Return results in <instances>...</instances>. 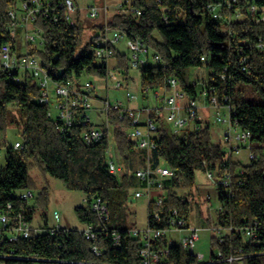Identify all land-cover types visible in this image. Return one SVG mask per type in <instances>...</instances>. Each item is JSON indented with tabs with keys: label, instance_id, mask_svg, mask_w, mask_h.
Listing matches in <instances>:
<instances>
[{
	"label": "trees",
	"instance_id": "1",
	"mask_svg": "<svg viewBox=\"0 0 264 264\" xmlns=\"http://www.w3.org/2000/svg\"><path fill=\"white\" fill-rule=\"evenodd\" d=\"M77 6L78 1L73 0ZM218 0H129L123 1L126 12H116L107 21L111 28L122 31L128 38L138 39L162 57L161 63H148L140 68L143 92L163 87L168 78H175L188 94H197V84L188 80L192 66L203 65L202 55L210 67L209 94L221 102L230 97L231 116L237 125L253 134L252 149L256 156L240 164L227 156L225 144L214 142L209 123L198 129L185 128L179 133L164 123L156 135V147L150 151L152 166H168L173 175L164 179L166 198L164 209L179 208L187 217L190 199L180 195L176 188L194 185L198 169L211 170L217 175L232 173L231 194L219 188L217 224L234 229L220 242L213 241L227 256L231 252L241 255L235 264H264V50L257 48L264 41V0H256L260 9L234 21L233 35L224 31L220 20L208 11V4ZM38 7L34 29L40 31L42 48L30 44V52L39 55L43 67L60 84L68 82L78 88L92 76L107 77L108 64L95 55L94 38H85L84 26L77 15L72 22L68 17L65 0H0V44L11 42L16 47V35L11 34L10 9L22 10V4ZM243 4V3H242ZM126 5V6H124ZM78 7V6H77ZM245 8V5H243ZM79 8H77L78 11ZM140 11L141 13H137ZM245 11V10H244ZM104 24L93 25L96 32ZM116 67L128 77L130 56L117 53ZM246 57L245 61L242 59ZM246 69H243V67ZM224 73L222 79L220 74ZM93 81V80H92ZM214 88V90L212 89ZM258 94L261 101L251 95ZM39 87L27 73L0 69V141L7 144L10 125L19 128L20 137L6 148L4 166L0 167V211L7 203L15 210L25 209L26 219L32 222L34 206L19 197L29 188L30 170L39 166L45 173L59 178L69 189H81L86 205L76 207L84 225L98 227L99 220L92 210L95 197H102L109 205L106 230H97V237L89 240L78 227L61 226L54 232L45 231L28 238L0 240L2 264H141L140 242L129 233L130 227H120L111 215L118 214L128 197L127 185L133 178L132 158L138 151L136 141L128 135L129 118L121 108L113 107L108 115L111 129L98 141L87 143L81 133L89 124L78 114L65 131L57 128L48 116L49 105L38 101ZM123 115V117H122ZM14 141V142H15ZM113 142L123 163L120 176L109 170V148ZM142 161L147 152L143 149ZM140 185L142 186L143 183ZM257 221L259 242L244 238L238 230L246 222ZM164 225V223H160ZM44 226H49L47 222ZM120 233L115 244L114 232ZM96 246L100 253L93 249ZM241 249V250H240ZM216 254L211 253L210 259ZM162 264H229L228 261H199L183 247L173 245L170 258Z\"/></svg>",
	"mask_w": 264,
	"mask_h": 264
},
{
	"label": "built area",
	"instance_id": "2",
	"mask_svg": "<svg viewBox=\"0 0 264 264\" xmlns=\"http://www.w3.org/2000/svg\"><path fill=\"white\" fill-rule=\"evenodd\" d=\"M65 2L68 10V17L74 22L75 18L71 11H76V5L73 0H65ZM120 5L123 7V3ZM243 5H245V8ZM22 8V10H9L11 16L10 30L13 35H16L17 33V23L22 22L24 25H27L29 22H32L35 12L38 10V7H29L27 3H23ZM207 8L215 19L221 21L224 31L231 36L233 35L232 25L235 20L243 19L249 13L253 15L261 10L256 0H218L217 2L208 4ZM107 9L106 0L105 3L101 5H98L97 3L92 4L88 8V15L90 17H97L102 13H106ZM261 12L262 15H264V11ZM137 13L141 12L137 11ZM35 31L40 34L38 29H35ZM94 35L95 55L99 61L106 64H108V60L115 54L116 42L123 38L126 39V43L131 49V67H141L148 63L162 62V57L159 53L149 48L140 40L128 38L122 31L111 28L107 24L102 31L96 32ZM37 37L38 35L34 34L29 29H26V40L23 43L22 51H19L17 47H14L11 42L1 43L0 69L5 72L17 71L19 74L27 73L35 80L39 87V95L36 99L49 105L48 116L54 119L57 128L61 131H65L70 127L76 116L81 114L82 121L89 124V126L81 133L83 140L87 143L100 140L105 135L106 130L111 129V123H109L108 120L109 112L113 107L121 108V111L125 112V116L129 118V126L127 129L128 135L136 141V145L139 149H143L147 152L145 160L133 170V174L139 180V183H143L141 189L135 191L136 197L149 195V191L153 187L164 188V179L173 175V170L168 166H152L150 161V151L156 147V135L163 124V119L164 121L167 120L168 122H173L177 127L175 130L176 132L181 131L184 128L198 129L201 125H204V122L201 120L202 115L199 112V96L206 100L209 107L216 110V121H226V119L220 114V108L226 107L229 111V126L224 133V141L225 144L228 145V150L226 147L228 153L227 156L232 159L231 156L234 151L238 152L241 147H248L250 150V161L255 158L256 154L252 149L251 144L253 134L250 130L240 128L237 125V122L232 119V105L228 103L230 97L225 95V102H221L215 94H209L207 87L209 83L214 82L215 78H213V76L208 77L207 80L193 81V83L197 84V94L195 96L185 92L179 86V83L175 78H168L165 86L154 90L156 97L163 100L162 108L157 107L156 109H152L148 106L139 109L128 108L124 107L120 101L112 103L107 98H101L102 105L100 107H95L91 101L92 97L99 96L92 80L88 79L84 81L82 86L78 88L73 83L68 82L67 84H60L51 78L48 71L43 67L41 59L30 52L29 45H34ZM256 47L264 50V41L259 39L256 43ZM207 59L208 57L206 55H202L200 58L203 62ZM245 59L246 57H244L242 61H245ZM243 69H246V67L244 66ZM111 77L112 74L108 72L106 82H109ZM220 77L224 79L225 74L221 73ZM115 85L116 87L121 86L122 81L117 79ZM212 89L214 90V88ZM52 90L55 94L54 106L57 110L56 115H54L51 107ZM127 95L129 99L136 97L135 94L127 93ZM163 109L167 110L166 117L162 115L161 110ZM96 110H100L104 117L101 121L95 124L91 113ZM187 124H189V126H186ZM232 128L235 130L234 133ZM2 146L4 145L0 141V150ZM20 146V142H14L15 148ZM108 163L109 170L112 173L117 174L123 169L120 162H116L111 158H109ZM204 172L216 186H222L227 190V194H231L232 173L230 171H224L221 176L208 169ZM33 194V190L27 188L19 192V197L28 201ZM165 198L166 193L159 194L152 199L148 197V216L146 226L143 228L136 226L129 228L130 235L139 239L141 264L165 263L170 258V248L177 244L195 255L196 258L202 262H208L213 259H224L225 261H228L229 264H235L237 260L241 259V255H235L231 250L227 256H224L223 251L218 248L217 251H213L214 254H216L215 258L205 260L203 254L195 251L196 242L200 238L199 231L201 228L190 223L179 208H169L166 211L164 209ZM91 207L99 220L98 227H94L92 224H87L84 225V227L79 228L80 232L89 240L97 237V230H106L107 227L105 222L109 217V205L102 199V197H95L91 203ZM54 217L58 220V212H54ZM161 222L164 223V225H160ZM257 224V221H254L253 224L251 222H246L240 226L238 230L242 232L246 240L257 243L260 240ZM61 226L63 225L54 224L49 226H35L33 222L26 219L25 209L15 210L10 202L7 203L5 209L0 211V240L2 241L5 240V238L10 241L17 240L20 237L28 238L45 231L54 232ZM211 229L215 233L214 237L220 242H223L225 241L227 234H229L234 227L232 225L223 226L216 224ZM113 234L115 244H119L120 233L115 231ZM93 249L96 253H100V250L96 246H93ZM7 255H9V253H0V256ZM0 264L2 263L0 262Z\"/></svg>",
	"mask_w": 264,
	"mask_h": 264
},
{
	"label": "rangeland",
	"instance_id": "3",
	"mask_svg": "<svg viewBox=\"0 0 264 264\" xmlns=\"http://www.w3.org/2000/svg\"><path fill=\"white\" fill-rule=\"evenodd\" d=\"M76 8H79L78 11L75 8V12L71 11L75 21L77 20V15H79L80 20L83 24L85 38H90L92 35L96 34V31L92 27L93 25L107 24L108 19L116 12H126V8H123L120 4L124 0H106L107 12L102 13L97 17H90L88 15V8L92 4L101 5L105 3V0H77ZM131 0H129V3ZM126 6V5H124ZM33 22H29L27 25H24L22 22H18L16 39L17 45L23 46L25 42L26 29H29L34 34L38 35L34 45L38 48H42V43H40L41 36L34 29ZM92 50H95L94 46H91ZM20 50V47H19ZM115 50L117 53H125L126 56H130L131 49L126 43V39L116 42ZM39 57V55H38ZM117 56L114 55L108 60V69L112 74V77L109 79V82H106L105 77L92 76L93 83L96 86V92L101 98H107L112 103L120 101L124 107L128 108H143L148 106L149 108L156 109L162 108L163 100L156 97L154 90L149 89L146 91V94L143 92L140 76L139 67H129L128 77L123 75L121 70L117 68L116 65ZM210 73V67L204 62L200 66H192L188 70V80L190 82L194 80L201 81L203 79L207 80ZM119 79L122 81V85L116 87V80ZM129 94H135L136 97L129 99ZM51 107L53 109L54 115L57 114L55 108V94L52 90L51 92ZM99 97H92V103L95 107H100L102 105V99ZM254 101H261V98L258 94H253L250 96ZM162 115L166 117L167 110L163 109ZM199 112L202 115V121L209 123L211 137L214 142L224 141V133L226 128L229 126V111L226 107L220 108L221 116L226 119V121H216L217 112L214 108L204 106L199 103ZM93 116L94 123H98L104 117L101 114L100 110L93 111L91 113ZM163 123L166 126H169L172 130H176V125L171 122L163 119ZM186 126H189L187 124ZM191 127V125H190ZM185 129V128H184ZM233 133L235 130H233ZM183 133V131H179ZM7 144L2 146L0 150V167L5 164L6 157V148L8 145L14 143L15 139L20 137L19 128L16 125H10L7 129ZM228 145L225 144V148ZM249 148L241 147L238 152L232 153V160L238 161L240 164H246L250 162L249 158ZM109 158L113 159L116 162H120L119 154L116 150V146L111 142L109 149ZM121 163V162H120ZM123 165V163H121ZM141 164V163H139ZM123 172V169L117 173L120 176ZM31 173V184L30 189L33 190V195L28 199L29 203L34 206L33 213V224L35 226L44 225L45 222L48 225L60 224L63 226L71 227H84V224L79 219L77 214L76 207L79 205H86L85 194L81 189H69L65 186L63 181L59 178H56L49 173H45L39 166H35L30 170ZM141 185L132 181L127 185V194L128 197L125 201V204L121 207V210L118 214H112V220L116 225L120 227H139L143 228L147 224L148 216V197L155 198L159 194L166 193L165 188L153 187L149 191V195H144L142 197H136L135 191L141 189ZM177 192L186 196L190 199V212L188 216V221L194 225L199 226L201 229L199 231L200 238L197 240L195 245V251L204 255V259L207 260L210 258L213 251H217L218 245L214 243L213 236L214 227L217 223V217L219 208L221 206V201L219 199V188L216 186L213 181L207 177V174L202 169H198L195 172L194 185L190 187H177ZM58 212V220L54 217V212Z\"/></svg>",
	"mask_w": 264,
	"mask_h": 264
},
{
	"label": "crops",
	"instance_id": "4",
	"mask_svg": "<svg viewBox=\"0 0 264 264\" xmlns=\"http://www.w3.org/2000/svg\"><path fill=\"white\" fill-rule=\"evenodd\" d=\"M16 45H17V43H16ZM16 47H17L18 50H19V47H20V50L19 51H22L23 50V47L21 45L20 46L17 45ZM98 96H99V94H98ZM99 98H101V97L99 96ZM199 103L203 104L204 106H207L206 100L204 98H202L201 96H199ZM139 163H142V151H141V149H138V151L135 152V154L133 155V158H132L133 168H135L136 166H138ZM132 181L140 184L139 183V180L135 176H133Z\"/></svg>",
	"mask_w": 264,
	"mask_h": 264
}]
</instances>
